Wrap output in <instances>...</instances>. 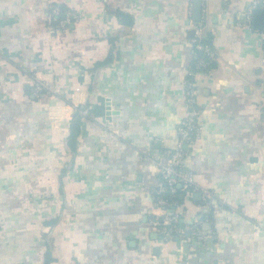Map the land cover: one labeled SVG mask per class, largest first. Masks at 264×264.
<instances>
[{
	"label": "crops",
	"instance_id": "0c3cea01",
	"mask_svg": "<svg viewBox=\"0 0 264 264\" xmlns=\"http://www.w3.org/2000/svg\"><path fill=\"white\" fill-rule=\"evenodd\" d=\"M195 1L216 59L194 76L201 132L184 163L214 196L171 200L184 235L197 225L203 239L165 242L149 223L151 159L176 146L188 110ZM251 2L0 0V264H43L46 249L49 264H264V30ZM55 7L81 18L50 33ZM37 76L63 93L35 94Z\"/></svg>",
	"mask_w": 264,
	"mask_h": 264
},
{
	"label": "built area",
	"instance_id": "2783aa9c",
	"mask_svg": "<svg viewBox=\"0 0 264 264\" xmlns=\"http://www.w3.org/2000/svg\"><path fill=\"white\" fill-rule=\"evenodd\" d=\"M255 8H264V0H252L247 14L248 17ZM60 12L61 10L55 7L50 11L47 17V27L50 33L57 32L67 24L78 21L81 18L79 12L69 9L64 11V19L57 20L56 17ZM203 35L204 22L203 19L200 18L193 23L191 42L195 54L198 57L194 64L188 68L187 77L185 79L184 98L188 110L179 121L176 128V146L165 150L160 158L151 159L152 164L157 170L159 180L157 186L153 189L154 201L151 208L152 213L149 223L151 227L160 233L161 239L165 242L173 238L186 239L183 228L178 224L179 213H168L165 210L166 206L169 205L170 196H173L178 190L183 192L185 196H191L196 192H200L201 199L205 205L210 204L211 198L214 196L211 190L199 189L194 181L193 174L186 168L184 163L188 151L187 147L194 144L201 132V127L198 124V111L195 108L197 92L194 76L198 72L208 68L211 62H214L216 59L213 46L210 43L201 41ZM33 91L35 94L44 91L52 96H59L63 93L59 86L44 83L38 76L33 81ZM262 104L264 105V101H262ZM157 210H162L164 212L163 215H158L156 213ZM195 228L196 230L191 232V238L193 236L196 239H203V235L198 231L197 225Z\"/></svg>",
	"mask_w": 264,
	"mask_h": 264
},
{
	"label": "trees",
	"instance_id": "16d2710c",
	"mask_svg": "<svg viewBox=\"0 0 264 264\" xmlns=\"http://www.w3.org/2000/svg\"><path fill=\"white\" fill-rule=\"evenodd\" d=\"M201 41L206 42V43H210L212 44V39L211 36H208L207 33L202 36ZM198 56L195 57L194 62L196 61ZM215 67V61L211 62V64L209 65L208 68H205L203 70V72L208 71L209 69H213ZM262 108L264 109V105H262ZM69 135L67 136V144L70 146V148L75 149V142H76V138L79 134V130H80V118L75 116L69 123ZM179 194L184 195L183 192L178 190V193L174 196H170V201L171 200H176L177 202H181L182 198H180ZM185 196V195H184ZM53 260V258L50 255V252L48 251V249L45 250L44 253V259H43V264H49L51 261Z\"/></svg>",
	"mask_w": 264,
	"mask_h": 264
},
{
	"label": "water",
	"instance_id": "95a60500",
	"mask_svg": "<svg viewBox=\"0 0 264 264\" xmlns=\"http://www.w3.org/2000/svg\"><path fill=\"white\" fill-rule=\"evenodd\" d=\"M200 10H201V6H200V2L199 1H195L194 2V9H193V19L195 21L200 19ZM252 15H253V19L256 20V18H262V23H260V25H258L259 29H263L264 30V8H255L252 10ZM65 14L62 12L57 16V19L62 20L64 19ZM192 33V31H191ZM106 105V111H105V115L107 118H109V115L111 114L110 111V104L108 102V100L105 103ZM180 186V185H178ZM199 193H194L193 198L194 199H198ZM210 223H204V227H207L208 231L205 232V234H211L210 232ZM191 235V231H186L185 232V236L186 237H190ZM187 246V244H186Z\"/></svg>",
	"mask_w": 264,
	"mask_h": 264
}]
</instances>
